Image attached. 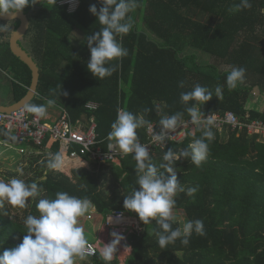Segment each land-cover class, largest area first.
Returning a JSON list of instances; mask_svg holds the SVG:
<instances>
[{
    "label": "trees",
    "instance_id": "16d2710c",
    "mask_svg": "<svg viewBox=\"0 0 264 264\" xmlns=\"http://www.w3.org/2000/svg\"><path fill=\"white\" fill-rule=\"evenodd\" d=\"M59 1L44 0L41 6L37 3L23 10L31 26L25 36L28 44L21 42V46L40 69L37 95L30 104L46 105L48 99H55L54 107L65 109L74 121L94 117L98 141L106 148L118 109L143 115L158 125L161 115L184 112L183 119H188L180 94L197 84L213 92L212 100L201 109L204 114L232 112L244 123L264 122V113L247 108L255 88L264 98V0H249L251 7L235 14L228 9L240 0H139L131 14L135 28L122 40L128 56L111 77L102 80L87 69V36L102 27L89 7L96 4L99 10L102 5L98 0H80L76 13L69 14L67 7L58 6ZM13 23L20 26L19 21ZM75 31L84 34L78 44L71 41ZM4 38L0 33V71L10 80L11 98L3 99L2 105L10 106L26 96L32 73ZM202 56L209 62L199 63ZM234 67L246 69L245 83L229 90L226 76ZM181 81L183 88L178 86ZM218 85L222 98L215 95ZM89 103L97 104V110L87 109ZM212 130L215 138L201 167L192 164L190 157L175 165L185 192L177 195L174 210L182 211L187 221L202 220L205 231L204 236L193 233L188 246L178 239L166 248L159 247L153 234L159 226L155 222L143 225L135 213L124 209L125 196L139 190L132 155L119 166L109 163L95 166L93 171L83 164L51 170L47 167L49 154L60 152L61 147L48 137L42 155L30 157L31 164H37L36 173L24 180L37 182L43 188L41 195L25 209L7 204L0 208V254L22 242L24 219L29 214L39 215L35 207L39 199L55 198L57 191H65L87 197L102 219L124 211L140 221L144 231L129 237L132 254L124 264H264V139L229 127L222 133ZM137 134L141 143L147 142L146 127ZM201 135L197 131L195 137L189 135L184 142L158 151L151 155L153 162L162 163L169 149H188ZM191 187L198 189L194 196L187 195ZM179 226L178 221L173 224ZM87 260L105 264L100 254ZM111 264L120 261L116 257Z\"/></svg>",
    "mask_w": 264,
    "mask_h": 264
},
{
    "label": "clouds",
    "instance_id": "9594fccd",
    "mask_svg": "<svg viewBox=\"0 0 264 264\" xmlns=\"http://www.w3.org/2000/svg\"><path fill=\"white\" fill-rule=\"evenodd\" d=\"M98 2L102 5L99 10L96 4L89 7V12L97 18L102 27L87 36V47L90 51L87 69L97 80H102L111 77L122 59L128 56L127 49L122 46V40L135 28L131 14L139 6V0ZM37 3H40V0H0V18L9 19L8 24H0V33H7L12 37L17 34L11 30L12 22L26 7ZM250 7L249 0H240L228 11L235 14ZM245 74L246 69L243 67L232 68L226 76L228 89L234 90L243 85ZM178 86L183 88L184 82L181 81ZM222 94V87L218 85L215 88V95L222 98ZM212 98V90L199 84L191 91L181 92V103L190 117L188 123L194 126L189 134L195 137L196 132L200 131L202 135L193 139L186 150L175 152L169 149L164 153L163 162L159 165L153 162L148 145L141 144L137 130L147 127L148 132L152 133L153 143L165 144L171 139V134L185 123L184 112H176L171 116L161 115L160 131L157 133L152 123L143 115L118 109L117 118L111 124V131L107 135L109 141L107 149L110 153L115 154L113 150L118 149L120 155L131 154L136 161L139 190L135 188L125 196L124 209L135 213L143 225L155 222L159 226L160 230L153 229V234L161 248L174 244L178 239L183 246H188L193 233L205 235L203 221L199 219L188 220L179 227H173L177 221L174 214L176 197L179 193L185 192V187L178 181L175 165L181 158L190 157L192 164L201 167L207 159L209 143L215 138L212 130L214 119L211 113L205 117L201 109ZM55 103V99H48L46 105L29 104L26 111L38 119H43L47 117L48 108ZM159 111L157 108V113ZM63 166L64 157L61 152L49 154L47 163L49 169L58 171ZM197 191L196 187L188 188L187 195L194 196ZM42 192L43 188L37 182L26 183L19 178L0 179V208L7 204L12 208L25 209L30 205V201H35ZM35 207L39 215L26 216L24 219L26 235L20 244L0 254V264H78L86 261L90 248L81 225V218L93 211L92 202L87 197L79 198L65 191H57L55 198H41ZM111 236V242L107 244L97 240V245H102L99 254L105 264H111L116 258L118 246L125 239L116 232L111 233Z\"/></svg>",
    "mask_w": 264,
    "mask_h": 264
},
{
    "label": "built area",
    "instance_id": "2783aa9c",
    "mask_svg": "<svg viewBox=\"0 0 264 264\" xmlns=\"http://www.w3.org/2000/svg\"><path fill=\"white\" fill-rule=\"evenodd\" d=\"M58 6L67 7L68 13L74 14L80 6V0H60ZM97 108L98 105L95 103L87 105V109L92 111L97 110ZM58 109L59 114L55 119H52L50 115H47L46 118L38 119L33 114L28 113L26 107L9 114L0 113V134L6 137V141L3 144L0 142V146L4 147L5 152L12 151L20 157H38L42 155L41 151L44 142L48 137H52L60 144V152L64 157L63 169L67 166L83 164L91 171L94 170L95 166L109 163L119 166L122 159L131 155H120L118 149L113 150L115 154L110 153L98 141L97 123L94 117L88 118L87 116H83L74 121L65 109ZM207 115L209 114H205V117ZM211 115L214 119L213 129L219 133H222L226 127H229L232 131L240 132L245 130L251 136L259 135L264 139V122L260 120L244 123L232 112H227L224 115ZM247 118H249V115ZM189 120L190 118L184 119L185 123L171 134V139L166 141L165 144L153 143L152 133H149L146 127L147 142L141 144L148 145L151 155H155L158 151L164 152L169 145L173 143L180 144L189 137V133L194 127L188 123ZM152 125L154 131L158 133L160 131L159 125L156 123H152ZM96 214L97 212L94 208L85 217L86 221L90 220L91 222L93 220L94 222ZM103 222V232L104 230L107 232H105L104 237L102 235L103 232H98V236L93 242L88 241L90 248L88 257H94L99 254V248L102 245L98 246L97 240L104 244L110 243L112 239L111 233L113 232L125 237L121 241L119 248L122 253L131 255L132 247L128 239L131 235H139L144 231V226L140 221L124 211H114L107 215L103 219ZM126 248H130L131 250ZM119 261L121 260L119 259Z\"/></svg>",
    "mask_w": 264,
    "mask_h": 264
},
{
    "label": "rangeland",
    "instance_id": "374dc122",
    "mask_svg": "<svg viewBox=\"0 0 264 264\" xmlns=\"http://www.w3.org/2000/svg\"><path fill=\"white\" fill-rule=\"evenodd\" d=\"M44 0H40V3H38V6H41L43 4ZM9 22H0V24H8ZM14 23L11 24V30H13ZM5 35V40L9 41L10 35L7 33H3ZM84 39L83 32L75 31L73 35L71 36V41L74 44H78ZM28 37L24 38L22 40L23 43L27 46L28 44ZM191 49H188L187 52L190 53ZM207 56L206 54H204ZM209 62V58L207 57H201L199 60V63L206 64ZM11 89L10 80L7 77V75L0 71V98L2 99H10L11 95L9 93ZM2 104V103H0ZM247 108L252 110H257L262 113H264V98L262 97L260 91L258 88H255L253 92L250 94L247 102ZM6 141V137L2 136L0 134V142L2 144ZM10 152V153H9ZM42 160V159H41ZM37 164L32 165L30 162V158L28 157H20L15 152L12 151H6L3 146H0V179L8 180V177L10 178H19V179H27L28 177L32 176L37 171ZM70 166H67L64 168V170H67ZM174 214L177 216V221L182 225L184 222L187 221L185 214L182 211H176L174 210ZM87 216V215H86ZM97 215H95V218ZM99 218V219H98ZM99 223L98 228H102L104 225L103 219L100 217H97ZM91 221L92 223H95L97 220ZM102 219V220H101ZM87 222L91 223L90 220L86 221V219L83 217L81 218V225L84 229L85 236L88 241H94L95 240V228L91 224L87 225ZM100 232H103L102 230ZM106 230L102 233L103 237L105 235ZM106 241V240H104ZM130 256L126 255L125 253H122L120 251V248L118 246L117 249V256L122 262L125 261V259ZM78 264H90L89 260L78 262Z\"/></svg>",
    "mask_w": 264,
    "mask_h": 264
},
{
    "label": "water",
    "instance_id": "95a60500",
    "mask_svg": "<svg viewBox=\"0 0 264 264\" xmlns=\"http://www.w3.org/2000/svg\"><path fill=\"white\" fill-rule=\"evenodd\" d=\"M0 21L9 22V19L7 17H3L0 18ZM16 21H19L20 26L17 29H13L17 32V34H14L13 37L10 36L9 38L10 49L14 56H16L18 59H20L21 62L28 66L32 73V81L28 93L21 101L10 106H4L0 104V113L3 114L12 113L29 105L37 95L40 81V69L38 64L36 63L34 58L26 50H24V48L20 44L30 29V19L28 15L22 12L17 15L15 21L13 22Z\"/></svg>",
    "mask_w": 264,
    "mask_h": 264
},
{
    "label": "crops",
    "instance_id": "0c3cea01",
    "mask_svg": "<svg viewBox=\"0 0 264 264\" xmlns=\"http://www.w3.org/2000/svg\"><path fill=\"white\" fill-rule=\"evenodd\" d=\"M0 103H3V99H1L0 98ZM58 108L57 107H54V106H52V107H49L48 108V114L47 115H50V117L52 118V119H55L57 116H58V114H59V112H58ZM147 136V135H146ZM97 218V217H96ZM99 219V218H98ZM98 219H96L97 221H95V223H92V226L95 228V238L98 236V232H100L101 230L103 231V227L102 228H98V223H99V221H98ZM91 223H89V222H87V225L88 224H91ZM107 232V231H106ZM108 235H109V233H108ZM124 262H122V261H120V264H123Z\"/></svg>",
    "mask_w": 264,
    "mask_h": 264
},
{
    "label": "flooded vegetation",
    "instance_id": "af4514ba",
    "mask_svg": "<svg viewBox=\"0 0 264 264\" xmlns=\"http://www.w3.org/2000/svg\"><path fill=\"white\" fill-rule=\"evenodd\" d=\"M14 28L17 29V28L15 27V25L13 26V29H14ZM20 44H21V43H20Z\"/></svg>",
    "mask_w": 264,
    "mask_h": 264
}]
</instances>
